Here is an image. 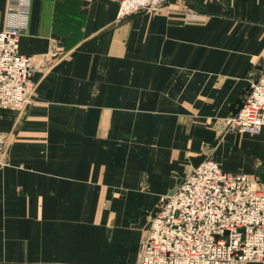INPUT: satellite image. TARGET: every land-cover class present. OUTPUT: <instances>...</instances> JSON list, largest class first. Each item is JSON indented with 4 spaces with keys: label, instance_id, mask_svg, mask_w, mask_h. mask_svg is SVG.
I'll list each match as a JSON object with an SVG mask.
<instances>
[{
    "label": "crops",
    "instance_id": "0c3cea01",
    "mask_svg": "<svg viewBox=\"0 0 264 264\" xmlns=\"http://www.w3.org/2000/svg\"><path fill=\"white\" fill-rule=\"evenodd\" d=\"M117 9L31 0L34 86L0 108V264H137L161 197L204 158L264 181V125L232 124L264 68V0Z\"/></svg>",
    "mask_w": 264,
    "mask_h": 264
},
{
    "label": "built area",
    "instance_id": "2783aa9c",
    "mask_svg": "<svg viewBox=\"0 0 264 264\" xmlns=\"http://www.w3.org/2000/svg\"><path fill=\"white\" fill-rule=\"evenodd\" d=\"M117 17L156 11L167 0H117ZM31 0H7L0 28V108L22 107L33 88L32 55L20 53ZM239 130L259 133L264 125V68L250 84L234 115ZM5 149L0 136V157ZM264 260V181L224 169L211 157L186 173L160 199L150 218L137 264H246Z\"/></svg>",
    "mask_w": 264,
    "mask_h": 264
}]
</instances>
